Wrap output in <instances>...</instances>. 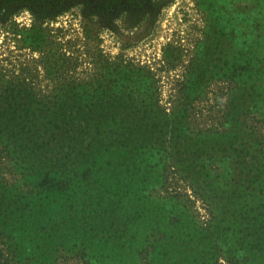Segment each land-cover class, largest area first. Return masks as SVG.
Here are the masks:
<instances>
[{
	"label": "trees",
	"instance_id": "trees-1",
	"mask_svg": "<svg viewBox=\"0 0 264 264\" xmlns=\"http://www.w3.org/2000/svg\"><path fill=\"white\" fill-rule=\"evenodd\" d=\"M172 1L0 0L3 23L32 12L23 38L39 53L0 64L2 264H127L138 244L135 264H198L184 219L264 207V61L228 67L216 92L190 61L163 103L150 66L88 44L101 29L140 41ZM76 5L90 59L44 39Z\"/></svg>",
	"mask_w": 264,
	"mask_h": 264
},
{
	"label": "rangeland",
	"instance_id": "rangeland-1",
	"mask_svg": "<svg viewBox=\"0 0 264 264\" xmlns=\"http://www.w3.org/2000/svg\"><path fill=\"white\" fill-rule=\"evenodd\" d=\"M32 23V12L26 7L12 22L0 21V64L10 66L11 61L26 64L39 58L38 51L30 49L23 38ZM43 26L47 27L44 39L57 48V54H70L78 48L82 59H90L85 55L88 40L80 6H71ZM101 30L94 36L96 42L88 44L97 45L98 41L105 54H123L127 59L150 66L160 79L163 103L174 92L177 79L190 61L209 69L208 74L214 76L213 92L219 87L225 90L228 67L237 64L243 68L250 63L255 68L264 61V0H173L162 10L149 36L140 41L123 38L130 42L128 47L110 29ZM168 61L178 65L169 67ZM210 102L199 101L196 109H207ZM253 207L249 211L238 206L223 215L217 212L212 220L200 209L201 216L184 219L179 228L186 235L181 236L182 240H190L196 247L190 251L191 259L195 258L198 264H264V207L257 204ZM141 251L138 244L126 256L127 264H135ZM58 264L79 263L62 258Z\"/></svg>",
	"mask_w": 264,
	"mask_h": 264
}]
</instances>
